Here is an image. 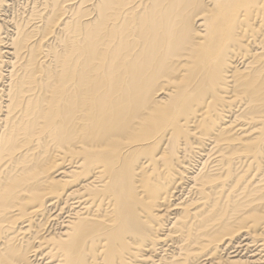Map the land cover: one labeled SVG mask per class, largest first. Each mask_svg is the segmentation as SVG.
<instances>
[{
	"label": "bare ground",
	"instance_id": "1",
	"mask_svg": "<svg viewBox=\"0 0 264 264\" xmlns=\"http://www.w3.org/2000/svg\"><path fill=\"white\" fill-rule=\"evenodd\" d=\"M0 264H264V0H0Z\"/></svg>",
	"mask_w": 264,
	"mask_h": 264
},
{
	"label": "rangeland",
	"instance_id": "2",
	"mask_svg": "<svg viewBox=\"0 0 264 264\" xmlns=\"http://www.w3.org/2000/svg\"><path fill=\"white\" fill-rule=\"evenodd\" d=\"M23 1H25V0H19V2H23Z\"/></svg>",
	"mask_w": 264,
	"mask_h": 264
}]
</instances>
